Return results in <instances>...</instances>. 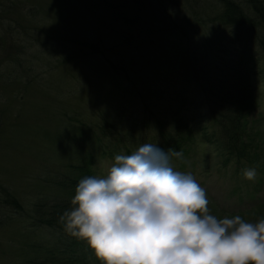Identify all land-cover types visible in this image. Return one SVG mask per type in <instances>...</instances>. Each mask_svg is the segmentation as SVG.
<instances>
[{"label": "rangeland", "instance_id": "1", "mask_svg": "<svg viewBox=\"0 0 264 264\" xmlns=\"http://www.w3.org/2000/svg\"><path fill=\"white\" fill-rule=\"evenodd\" d=\"M143 1L2 0L0 8L6 12L0 10V264H61L66 258L61 245L71 244L69 232L42 224L49 217L45 222L36 219L67 194L57 188L60 176L55 174L70 177L69 167L75 168L85 159L86 143L77 135L70 136L67 128L71 123L88 125L95 135L99 128L106 131L104 143L114 145L116 155H131L145 143L160 148L158 135L142 127L149 125L143 121L138 97L158 102L148 106L158 113L166 102L173 104L178 98L175 94L184 87L165 86L177 74L183 78L184 73L168 37L163 40L161 35L173 32L172 18L182 24L184 16L203 19L221 7L218 0L198 4L191 0ZM133 8L140 22L136 26L128 20ZM153 18L166 19L158 23L161 35L154 30L157 21L151 23ZM198 29L200 36L192 40L199 42L200 54L207 60L204 64L215 71L230 51L248 46L249 37L240 33L243 39L235 38L237 29L214 23ZM173 38L176 34L170 35ZM72 41L95 44L97 52L79 50ZM251 78L254 104L241 117L247 126V161L226 156L218 135L212 138L213 144L200 141L203 134L197 128H206L208 135L212 132L201 107L200 112L179 109L185 122L191 123L187 127L192 128L194 138L186 156H172L170 165L175 171L191 173L206 191L209 214L218 219L239 215L256 223L264 219V74ZM182 81L177 82L187 83ZM107 125L112 129L107 131ZM92 158L89 169L93 176L106 177L115 159L98 153ZM245 168L256 169L254 180L245 179ZM36 204L45 205L35 211ZM80 248L88 249L84 244ZM74 252L75 257H82L77 249ZM85 262L104 264L97 256Z\"/></svg>", "mask_w": 264, "mask_h": 264}, {"label": "clouds", "instance_id": "2", "mask_svg": "<svg viewBox=\"0 0 264 264\" xmlns=\"http://www.w3.org/2000/svg\"><path fill=\"white\" fill-rule=\"evenodd\" d=\"M172 156L183 153L145 143L116 155L106 177L81 179L60 216L66 231L104 264H264V219L209 214L206 191ZM243 175L254 180L256 169Z\"/></svg>", "mask_w": 264, "mask_h": 264}, {"label": "trees", "instance_id": "3", "mask_svg": "<svg viewBox=\"0 0 264 264\" xmlns=\"http://www.w3.org/2000/svg\"><path fill=\"white\" fill-rule=\"evenodd\" d=\"M200 1L201 0H191V4H198ZM1 3H3L2 0H0V7ZM145 3L146 2L143 1L142 5ZM218 3L221 8L216 10L210 17L207 16L202 19L198 16L194 19H189L184 16L182 17V24H177L172 18L170 25L172 26L171 30H173V32H169V34L171 36L176 34V38L172 40L169 34L161 35L160 31H158V23H163L166 19L153 18L151 20V23L157 21L154 24V30L160 33L161 39L165 40L168 37V45L172 48V51L176 52L178 58H180V71L184 73V76H182L186 79L187 83H185V85H180L181 83L179 82L180 84H178V80H183L182 82H185V79L177 74L172 81L165 84L167 87L171 86V84H174V86L177 84L175 87H184L179 88V95L175 94L174 98L176 99L178 97L176 101L173 104L166 102L167 104L165 103V105H163L165 109L163 108L158 113L148 107L149 104H158V102L149 100L148 97L143 95L138 97L141 104H143L142 108L145 114L143 121L149 125L142 127L145 130H153L155 135H158V142L161 149L168 151L171 148L175 151H182L186 156L188 143L192 141L191 139H193L194 136L192 135L193 133H191L192 128L187 127L191 123H188V121L187 123L185 122V118L183 114L180 113V110L193 108L196 112H200L202 107L207 121L209 120L210 125H212L208 128L210 132L212 129V132L208 135L204 131L206 128H197V130L203 134L200 141L202 140L203 143L213 144L212 138H216L218 135L222 142V147L226 152V156L230 157L235 155V161L241 162L242 160L247 161L248 158L245 151L247 145L244 142L245 128L247 126H245V124L243 125L244 120L241 117H243V114L248 110L251 111L254 104V101L251 99L254 89L252 88L251 77L255 76L256 78V74L259 72L264 74V0H243L242 3L232 2V0H218ZM208 6L209 5L206 4L205 8H208ZM1 11L6 12L5 10ZM130 11V19L128 18V20L133 26H136L140 23L136 16L137 11L135 8L130 9ZM211 23L223 29L239 30L235 38L238 37L243 39L239 36L240 33L244 34L247 38L249 37L247 40L248 46L230 51L228 57L221 62L223 64L218 67L216 71L210 66V68H208L206 63L204 64L207 60H205L203 53L200 54L202 51L199 50V42L192 40V38L195 39V37L200 36L199 27L203 28ZM222 31L224 32L226 30ZM147 34L148 33L144 36ZM153 34L155 36L157 35L155 33ZM138 35L132 36L134 41L137 39ZM219 38H221L220 43H222V35H219ZM240 41L242 40H238V42ZM72 42L73 45H78L79 50L83 47L86 48L90 54L97 52L95 44L90 43V45H88L85 42H81L80 44L75 41ZM107 62L110 63L109 61ZM199 76L202 77L201 79L204 83L200 81ZM175 79L178 80L175 81ZM186 85H188L187 89H185ZM132 87H134V84ZM135 90L136 88L133 89V92ZM137 90L138 93L141 92L140 89ZM181 92L182 94H180ZM198 99L200 102L197 101ZM203 99L207 101V104ZM203 101L204 103L201 104ZM250 105L251 108L248 109ZM190 121L191 120H189V122ZM76 123L80 126H77ZM87 126L88 125L78 122H73L68 126L67 129L71 137L74 138V135H77L84 141V144L86 143L87 151L84 155L85 159L82 160L81 165L75 168L68 166L73 172L72 176L68 177V174L63 175L61 172L55 174L57 177L60 176L57 178L59 180H56L57 183L55 182L57 188L66 191L67 194L61 197V199H56L49 208L43 211V213L46 214V216L43 214L45 218L39 216L36 219V222H45V219L49 217L47 219L49 221L42 224L51 229H57L58 232L66 230L64 224L60 221V216H62L65 211L72 209V199L76 194V187L79 181L87 176L95 175V173L89 169V165L93 161L92 156L94 153H98L100 157L114 159L117 153V149L114 145H110L109 142L104 143L105 137L107 136L106 131L104 133V131L99 128V135H95L92 129ZM105 127L107 131L112 129L110 125ZM123 140L125 139H121V142ZM192 143L195 144L194 142ZM89 148H92V150ZM126 151L129 150L126 149ZM126 153L128 155L129 152ZM181 167L183 166L181 165ZM42 205L44 206L45 204ZM42 205L36 204L33 210L36 211L41 209ZM259 206L260 204L253 207V209L250 208V210L253 211ZM68 235L71 237L70 242L74 246L71 244L61 245V249H63L61 252L65 253L64 257L66 256V258L61 260V264H79L80 262L85 264L86 258L96 257L94 249L91 248L86 240L74 237L71 234ZM83 244L86 245L88 249L80 248ZM75 249L81 252L82 257L80 259L79 257H75L78 255L74 252Z\"/></svg>", "mask_w": 264, "mask_h": 264}]
</instances>
